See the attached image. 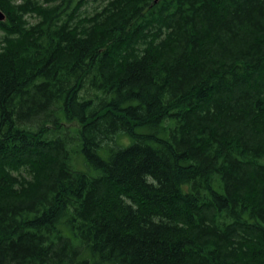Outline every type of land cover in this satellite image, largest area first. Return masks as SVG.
Instances as JSON below:
<instances>
[{
  "label": "trees",
  "instance_id": "16d2710c",
  "mask_svg": "<svg viewBox=\"0 0 264 264\" xmlns=\"http://www.w3.org/2000/svg\"><path fill=\"white\" fill-rule=\"evenodd\" d=\"M0 10V264H264V0Z\"/></svg>",
  "mask_w": 264,
  "mask_h": 264
},
{
  "label": "rangeland",
  "instance_id": "374dc122",
  "mask_svg": "<svg viewBox=\"0 0 264 264\" xmlns=\"http://www.w3.org/2000/svg\"><path fill=\"white\" fill-rule=\"evenodd\" d=\"M16 1H19V0H16ZM43 1H46V0H43ZM93 5H95V3H87L86 5H84L82 7V10H85V9H88V10H91V8H93Z\"/></svg>",
  "mask_w": 264,
  "mask_h": 264
},
{
  "label": "water",
  "instance_id": "95a60500",
  "mask_svg": "<svg viewBox=\"0 0 264 264\" xmlns=\"http://www.w3.org/2000/svg\"><path fill=\"white\" fill-rule=\"evenodd\" d=\"M158 0H154V2H157ZM5 19V14L0 10V20Z\"/></svg>",
  "mask_w": 264,
  "mask_h": 264
}]
</instances>
